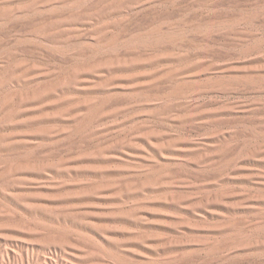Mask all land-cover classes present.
I'll use <instances>...</instances> for the list:
<instances>
[{
	"label": "rangeland",
	"instance_id": "obj_1",
	"mask_svg": "<svg viewBox=\"0 0 264 264\" xmlns=\"http://www.w3.org/2000/svg\"><path fill=\"white\" fill-rule=\"evenodd\" d=\"M0 264H264V0H0Z\"/></svg>",
	"mask_w": 264,
	"mask_h": 264
}]
</instances>
